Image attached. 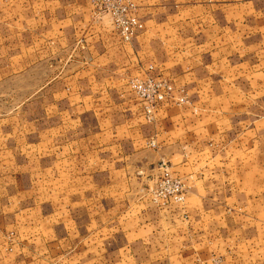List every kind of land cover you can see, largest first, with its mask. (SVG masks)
Returning a JSON list of instances; mask_svg holds the SVG:
<instances>
[{
  "label": "crops",
  "instance_id": "0c3cea01",
  "mask_svg": "<svg viewBox=\"0 0 264 264\" xmlns=\"http://www.w3.org/2000/svg\"><path fill=\"white\" fill-rule=\"evenodd\" d=\"M134 2L123 42L90 0H0V93L27 95L0 115V221L31 219L36 166L75 264H264V0ZM149 78L171 93L147 123ZM162 159L181 206L137 196Z\"/></svg>",
  "mask_w": 264,
  "mask_h": 264
},
{
  "label": "rangeland",
  "instance_id": "374dc122",
  "mask_svg": "<svg viewBox=\"0 0 264 264\" xmlns=\"http://www.w3.org/2000/svg\"><path fill=\"white\" fill-rule=\"evenodd\" d=\"M4 89H12V84L4 87ZM13 97H16L14 101ZM26 97L25 94L0 93V115L10 113L15 104L17 107L19 105L17 98H21L22 101ZM150 142L153 141L149 140L147 147L153 149L155 147L154 142L153 146L150 145ZM4 144L9 146L10 143ZM21 149H24L23 144ZM40 159V165H42L43 158ZM160 163H165L169 168L171 166L166 159L159 160L155 166H151L154 174H151L148 179L149 184L142 187L138 197L143 198L148 195L150 199V188L157 177L156 168ZM28 169L27 166L22 167V171H25L24 175L31 180V173H34L33 177L37 179L36 207L29 214L31 219L25 222L12 221V219L5 222L0 221V264H75V237L70 235L63 237L62 234L68 231L75 234L76 222L67 226L64 225V228L63 225H60L61 200L58 182L45 183L42 168L38 170V167L35 166V170L27 174ZM33 185H35V181ZM39 203L41 204L38 205ZM44 203L46 205H42ZM64 211L65 207L62 212L64 213ZM25 212L27 213V211ZM27 216L22 215L21 217ZM5 217L9 218L11 215ZM66 229L71 230L67 231ZM214 261L213 264L220 263L219 259Z\"/></svg>",
  "mask_w": 264,
  "mask_h": 264
},
{
  "label": "built area",
  "instance_id": "2783aa9c",
  "mask_svg": "<svg viewBox=\"0 0 264 264\" xmlns=\"http://www.w3.org/2000/svg\"><path fill=\"white\" fill-rule=\"evenodd\" d=\"M96 15H107L113 30L123 42H129L142 30L143 26L135 14L136 6L133 0H91ZM132 94L139 101L143 119L150 123L152 111L162 101L168 99L171 87L163 79H132L127 82ZM182 102L181 99L177 103ZM153 146V142H150ZM157 177L150 188V200L156 207L181 206L184 202L185 189L182 182L174 177L165 163L157 168Z\"/></svg>",
  "mask_w": 264,
  "mask_h": 264
}]
</instances>
